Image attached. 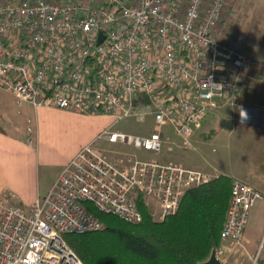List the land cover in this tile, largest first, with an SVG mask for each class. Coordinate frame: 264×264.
<instances>
[{"label":"built area","instance_id":"2783aa9c","mask_svg":"<svg viewBox=\"0 0 264 264\" xmlns=\"http://www.w3.org/2000/svg\"><path fill=\"white\" fill-rule=\"evenodd\" d=\"M227 1L0 0V90L18 106L109 115L114 123L146 107L157 130L134 135L108 127L98 138L159 152L161 130L171 125L188 147L250 68V57L217 34ZM210 179L181 163L110 155L88 143L30 209L0 193V264H85L62 236L105 227L88 204L137 223L143 202L162 221L179 211L189 189ZM262 197L233 179L222 241L242 244Z\"/></svg>","mask_w":264,"mask_h":264},{"label":"crops","instance_id":"0c3cea01","mask_svg":"<svg viewBox=\"0 0 264 264\" xmlns=\"http://www.w3.org/2000/svg\"><path fill=\"white\" fill-rule=\"evenodd\" d=\"M231 2L218 36L230 47L247 54L251 64L234 96L227 94L220 101L219 107L213 110L232 112L223 118L234 120L233 128L220 125L216 131L217 134L227 133L229 136L227 158L235 162L219 171V174H226L254 186L263 197L250 210L242 244L234 245L230 240L221 241L218 248L221 253L218 256L225 264H264V0ZM15 110L20 115L29 112L30 117L36 120V123H30L32 119H29L31 125L27 127L26 134H19L4 125L18 124L11 119ZM241 111L247 114L246 118L242 119ZM42 116L81 120L85 124L101 118L113 120L109 115L84 114L56 107L34 108L30 104L18 106L12 93L0 90V193L26 210L31 208L40 195L48 192L62 168L75 154L100 134L87 135L83 144L60 161L55 178L45 188L40 187L41 192L34 194L31 193V187L40 170V162L50 161L48 157L47 160L40 157V148L33 146V139L27 143L26 135L34 133L35 126L32 124H38ZM29 127H32V132H29Z\"/></svg>","mask_w":264,"mask_h":264},{"label":"trees","instance_id":"16d2710c","mask_svg":"<svg viewBox=\"0 0 264 264\" xmlns=\"http://www.w3.org/2000/svg\"><path fill=\"white\" fill-rule=\"evenodd\" d=\"M232 181L219 174L189 189L179 211L162 221L153 218L143 202L144 218L137 223L88 204L105 227L62 237L85 264H202L221 244Z\"/></svg>","mask_w":264,"mask_h":264},{"label":"rangeland","instance_id":"374dc122","mask_svg":"<svg viewBox=\"0 0 264 264\" xmlns=\"http://www.w3.org/2000/svg\"><path fill=\"white\" fill-rule=\"evenodd\" d=\"M231 3V0H228L224 5L222 18L216 28L218 35L220 27L231 8ZM7 98L11 101L10 96ZM14 113V116L11 115V119L18 124L4 125L20 132L19 134H26L27 127L31 125L30 123H36V120H34V117H30L29 112L20 115L15 110ZM230 114L232 112L219 110L211 112L201 128L196 129L189 136L191 144L188 147L182 144V137L176 134L171 125H166L161 130L165 143L159 152H148L122 143H111L107 138H94L91 142L94 143L95 148L108 154L136 153L141 159H156L163 163L177 162L187 167L202 170L213 178L219 174V171L235 164L234 161H229L227 158L229 136L226 135L227 133L217 134L216 132L220 128L223 116ZM29 119H32L30 123L28 122ZM87 123L85 124L81 120L42 116L38 124H32L35 126V131L26 135V137L28 136L27 143H30L29 139H33V146L40 148V157L46 160L48 157L50 162H40V170L35 175L31 193L41 192L40 187L45 188L55 178L59 171L60 161L83 144L87 135L101 133L108 127L114 131L134 135H147L158 129L153 115L146 116L143 122H140L136 116H129L115 123L113 120L106 118L91 121V124ZM37 137H39L38 140Z\"/></svg>","mask_w":264,"mask_h":264},{"label":"water","instance_id":"95a60500","mask_svg":"<svg viewBox=\"0 0 264 264\" xmlns=\"http://www.w3.org/2000/svg\"><path fill=\"white\" fill-rule=\"evenodd\" d=\"M234 120L232 118H223L221 120V126L225 128H233ZM202 264H223L221 258L218 256V251L215 249L208 260Z\"/></svg>","mask_w":264,"mask_h":264},{"label":"clouds","instance_id":"9594fccd","mask_svg":"<svg viewBox=\"0 0 264 264\" xmlns=\"http://www.w3.org/2000/svg\"><path fill=\"white\" fill-rule=\"evenodd\" d=\"M241 113H240V115H241L242 119L246 118L247 114L244 111H241ZM131 114L135 115L140 122H143L145 117L151 114V111H150V109L145 107V108H141V109H139L136 112L131 113Z\"/></svg>","mask_w":264,"mask_h":264}]
</instances>
